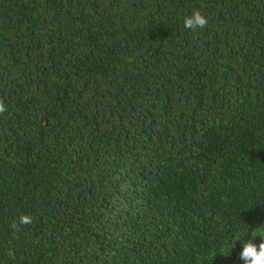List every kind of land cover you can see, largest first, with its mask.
Listing matches in <instances>:
<instances>
[{"label": "trees", "instance_id": "obj_1", "mask_svg": "<svg viewBox=\"0 0 264 264\" xmlns=\"http://www.w3.org/2000/svg\"><path fill=\"white\" fill-rule=\"evenodd\" d=\"M0 102V264H242L264 228V0H0Z\"/></svg>", "mask_w": 264, "mask_h": 264}, {"label": "clouds", "instance_id": "obj_2", "mask_svg": "<svg viewBox=\"0 0 264 264\" xmlns=\"http://www.w3.org/2000/svg\"><path fill=\"white\" fill-rule=\"evenodd\" d=\"M207 23L206 18H204L198 11L193 12L191 16L184 18V27L188 30L193 29H203ZM5 106L3 102H0V112L5 111ZM20 223L27 225L31 223V218L28 216H22L20 218ZM15 227V225H13ZM259 237L264 238V228H260ZM257 231L252 232L253 235L251 238L244 240L241 238L239 241H242V251L239 254V259L242 264H264V242L257 245L254 241L258 237L254 235Z\"/></svg>", "mask_w": 264, "mask_h": 264}]
</instances>
